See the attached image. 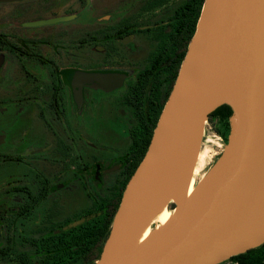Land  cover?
Here are the masks:
<instances>
[{
  "label": "flooded vegetation",
  "instance_id": "1",
  "mask_svg": "<svg viewBox=\"0 0 264 264\" xmlns=\"http://www.w3.org/2000/svg\"><path fill=\"white\" fill-rule=\"evenodd\" d=\"M201 7L0 0V264L95 262Z\"/></svg>",
  "mask_w": 264,
  "mask_h": 264
},
{
  "label": "water",
  "instance_id": "2",
  "mask_svg": "<svg viewBox=\"0 0 264 264\" xmlns=\"http://www.w3.org/2000/svg\"><path fill=\"white\" fill-rule=\"evenodd\" d=\"M223 104L227 135L192 187L208 115ZM168 203V218L132 247ZM263 242L264 0H203L93 264H218Z\"/></svg>",
  "mask_w": 264,
  "mask_h": 264
},
{
  "label": "trees",
  "instance_id": "3",
  "mask_svg": "<svg viewBox=\"0 0 264 264\" xmlns=\"http://www.w3.org/2000/svg\"><path fill=\"white\" fill-rule=\"evenodd\" d=\"M202 3L203 0H200V5H202ZM230 112V107L226 104H223L208 115V118H212L214 120L215 131L221 134L223 139H225L227 135L228 128L226 126L225 129L222 130L220 123L224 126L223 120L225 121V118L230 114ZM218 264H264V242L257 247L251 248L243 253L233 255L227 260H224Z\"/></svg>",
  "mask_w": 264,
  "mask_h": 264
},
{
  "label": "rangeland",
  "instance_id": "4",
  "mask_svg": "<svg viewBox=\"0 0 264 264\" xmlns=\"http://www.w3.org/2000/svg\"><path fill=\"white\" fill-rule=\"evenodd\" d=\"M223 140V138H218L217 133L213 131L212 128L210 129L209 124L208 126H206V132L203 135L202 145L200 149L201 158L198 161V167L200 170H202L201 174L210 166V164L215 160V158L219 154V147ZM199 177V175L195 177V182H197ZM171 206V203H168L166 205V209L170 210Z\"/></svg>",
  "mask_w": 264,
  "mask_h": 264
},
{
  "label": "bare ground",
  "instance_id": "5",
  "mask_svg": "<svg viewBox=\"0 0 264 264\" xmlns=\"http://www.w3.org/2000/svg\"><path fill=\"white\" fill-rule=\"evenodd\" d=\"M200 158L201 157H200V153H199L198 160H197V163H196V167L194 169V178L192 179V187L195 184V177L197 175L201 176L202 170H200L199 167H198V161H199ZM169 215H170V210L164 209L156 218L150 220L149 221V224L136 237V239L134 240V243H133L132 247H135V246L139 245L140 243H142L150 235V233L152 231V226H153V224L155 222L157 223V225H159V224L163 223L168 218Z\"/></svg>",
  "mask_w": 264,
  "mask_h": 264
},
{
  "label": "built area",
  "instance_id": "6",
  "mask_svg": "<svg viewBox=\"0 0 264 264\" xmlns=\"http://www.w3.org/2000/svg\"><path fill=\"white\" fill-rule=\"evenodd\" d=\"M206 126H208V120H207V122H206V124H205V129H206ZM211 128V127H210ZM219 139H221L220 137H218ZM222 144V143H221ZM219 148H221V145H220V147Z\"/></svg>",
  "mask_w": 264,
  "mask_h": 264
}]
</instances>
